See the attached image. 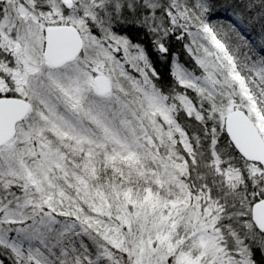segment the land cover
<instances>
[{"label": "rangeland", "instance_id": "1", "mask_svg": "<svg viewBox=\"0 0 264 264\" xmlns=\"http://www.w3.org/2000/svg\"><path fill=\"white\" fill-rule=\"evenodd\" d=\"M185 2L0 0V86L31 104L26 118L17 125L15 136L0 147V188H18V193L25 191L27 197L31 195V183L33 191L38 187L47 192L46 201L56 197L53 200L59 205L51 209L58 218V236H62L69 227L65 210L69 198L62 190L57 195L52 193L50 173L69 174L71 185L83 188V197L91 202V221L87 215L80 217L75 228L91 232L105 245L96 260L113 251L111 258L124 259L119 264H250L247 246L229 232L227 224L223 225L227 228L224 231L218 224L222 209L217 197L200 190L192 200L185 183L178 180L187 175L184 160L172 147L164 146L174 135L185 144V136L171 114L170 104L152 85L153 72L143 48L115 30L125 14L137 9L138 23L147 25L155 45L162 47L167 36L179 39L199 71L197 74L174 62L172 72L179 84L207 97L212 94L213 85L227 84L247 101L264 137L262 113L234 54L240 46L249 44L258 51L259 45L247 38V29L235 14L212 18L205 13L202 0L194 3L200 12L190 10ZM59 23L78 29L83 48L72 62L52 68L43 59L44 28ZM95 75L108 79L106 93L97 92ZM181 101L186 109L191 108L188 99L181 97ZM223 101L216 111L219 115L241 100L229 95ZM50 139L57 140L60 146H51ZM156 144H162L164 149L166 159L159 158L163 168L167 165L171 170L165 176L171 199L159 201L158 195L148 193L149 215L144 211L141 215L138 206L131 216L116 214L115 221L104 219L106 208L93 204L86 195L94 189L87 186V177L92 176L95 160L131 162L143 169L144 160L151 157L146 147ZM39 146L44 150L37 163L30 164L34 158L25 160L23 152L30 155V148L34 147L33 155ZM66 147L75 154L73 165ZM79 156L82 159L78 160ZM225 161L213 162L214 175L222 178V187L231 194L241 182V171L228 161L223 164ZM244 170L252 182L253 176L259 174L255 167L247 166ZM258 189L264 197V188L256 186ZM1 193L2 189L0 196ZM13 214L0 199V242L8 244L12 250L9 253L19 260L23 256L20 246L11 239L12 235L8 236V227L4 225L13 222ZM139 214L142 219L136 218ZM178 227H183L180 233ZM36 235L40 236V232ZM55 242V238L50 239V246ZM59 256L60 261L64 260L63 254ZM30 257L29 254L25 260Z\"/></svg>", "mask_w": 264, "mask_h": 264}, {"label": "trees", "instance_id": "2", "mask_svg": "<svg viewBox=\"0 0 264 264\" xmlns=\"http://www.w3.org/2000/svg\"><path fill=\"white\" fill-rule=\"evenodd\" d=\"M202 2L205 13H208L207 16L212 18L229 13L235 14L240 23L246 27L247 38L259 45L258 51L249 44L246 46L247 48L240 46L234 54L239 59L240 70L264 120V0H202ZM194 3L195 0H186L185 2L190 10L193 8L196 12H200L201 9L196 8ZM138 14L137 9L130 10L124 15L121 23H117L115 30L126 36L130 42L137 43L143 48L153 72L152 85L170 104L171 114L185 136V144L182 142V138L178 139L174 135V139L172 137L171 141L165 143L164 146V149H168V146L172 147L179 154L180 159L184 160L187 175H181L178 180L185 183L192 200L200 190L209 192L214 199L217 197V202L222 209V217L218 223L220 227L224 231L227 228H223V225L227 224L229 232L233 236L235 235L236 239L243 241V244L248 248L250 264H264V233H260L254 227L250 217L251 205L263 197L259 189L256 190V186L264 188L261 167L243 159L224 132L223 118L230 108H226L220 115L216 112L218 105L225 103L223 100H227L228 96L232 95L241 101L231 108L239 107L245 110L255 121L247 101L239 98L224 83L213 85L210 97L195 93L193 89L179 84L172 72L174 62L199 74V71L190 62L184 44L179 39L167 36L162 47L158 44L155 45L152 41L153 35L147 25L138 23L140 19ZM213 14L215 15L213 16ZM242 41L245 44V40L242 39ZM237 44L239 43L237 42ZM228 92L229 94H227ZM181 97L188 99L191 108L186 109ZM50 144L51 146L56 144L60 146V143L55 139H50ZM187 144H189L188 150L186 149ZM146 148L151 157L147 162L144 160L143 169L135 167L131 162L111 161L106 163L102 159L95 160L94 168L90 166V169L92 168L91 170L94 171L92 176L87 177V186L94 187V189L89 190L86 195H89L93 204L94 202L99 203L101 208H106L104 219L115 221L113 218L117 216L116 214L131 216L138 206L142 210L141 215L144 212L149 215L150 204L148 201L151 202V200H147L148 193L158 195L159 201L171 199L165 179V176L170 175L171 170L167 165L166 168H163L162 160H159V158L166 157L163 153L164 149L162 150V144ZM154 148L155 151H153ZM33 150L34 147H31L30 155L28 151L27 153L23 152L25 160L30 157L34 158L31 160L32 162H29L30 164L37 163L39 154L44 149L39 146L38 151L32 155ZM65 151L68 157L71 156L73 165L76 161L75 154L69 147H66ZM154 156L157 158L155 161L152 160ZM77 159H82V156ZM217 160H226L241 171V182L236 191H231V194L222 187V178L214 175L213 162ZM226 161L223 164L228 163ZM247 166L255 167L258 170L259 174L253 176V182L244 170ZM152 172L155 173L151 174ZM173 172L176 173L172 171V174ZM50 174L52 193L56 192L57 195L58 192L63 191L69 198L65 206L69 227L62 236H58L59 223H55L58 218L53 215L54 212L51 208L59 203L53 200L56 199L53 196H51L52 200L46 201L47 196L44 193L47 192L45 190L41 191L37 187L36 191H33V184L29 183L28 190H31V195L25 197V191L23 194L18 193L21 189L16 187L18 190L11 187L0 188V192L2 189L0 199L4 200L16 217L13 222L4 225L8 227V236L12 235L11 239L19 244L23 255L19 260L14 259L9 253L12 251L9 249V245L0 242L1 264H39L33 259H38L44 264H93V261L95 264H119L123 258L116 260L111 258L113 251L110 252V256H101L99 260H96L98 252L105 245L103 242L100 243L96 236L90 234L91 232L85 233L75 228L81 220L80 217L87 215L91 221L89 207L91 202L89 203V200H85L83 197V188L73 187L69 174L63 175L66 178H61L63 176L57 171ZM49 216L53 219H48ZM139 216L140 214L136 218ZM182 228L178 227L179 233ZM36 232H40V236L36 235ZM54 238L55 245L50 246L49 240ZM29 254L31 257L26 261L25 257H29ZM60 254H63L64 260L60 261ZM68 256L71 257L69 261H67Z\"/></svg>", "mask_w": 264, "mask_h": 264}, {"label": "water", "instance_id": "3", "mask_svg": "<svg viewBox=\"0 0 264 264\" xmlns=\"http://www.w3.org/2000/svg\"><path fill=\"white\" fill-rule=\"evenodd\" d=\"M69 4V2H68ZM83 48V38L70 24H55L44 28L43 59L47 66L58 68L75 60ZM97 92L108 90V79L93 77ZM31 109L28 100L17 96H0V147L16 134V126ZM223 128L235 150L248 162L260 165L264 183V137L248 113L239 108L230 110L223 119ZM254 227L264 233V197L250 208Z\"/></svg>", "mask_w": 264, "mask_h": 264}, {"label": "flooded vegetation", "instance_id": "4", "mask_svg": "<svg viewBox=\"0 0 264 264\" xmlns=\"http://www.w3.org/2000/svg\"><path fill=\"white\" fill-rule=\"evenodd\" d=\"M0 96H19L18 94H14L11 90H6L2 86H0Z\"/></svg>", "mask_w": 264, "mask_h": 264}]
</instances>
